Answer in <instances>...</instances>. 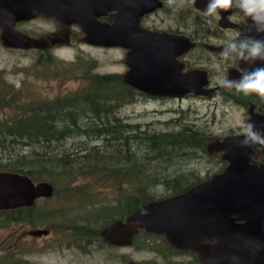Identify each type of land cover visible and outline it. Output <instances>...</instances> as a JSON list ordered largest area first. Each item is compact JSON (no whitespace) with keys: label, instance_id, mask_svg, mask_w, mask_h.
I'll use <instances>...</instances> for the list:
<instances>
[{"label":"water","instance_id":"water-1","mask_svg":"<svg viewBox=\"0 0 264 264\" xmlns=\"http://www.w3.org/2000/svg\"><path fill=\"white\" fill-rule=\"evenodd\" d=\"M206 2L195 0V7L203 12ZM161 8L162 0H0V38L8 48L52 50L71 45L72 28L78 27L82 44L126 50L128 70L122 80L147 96L210 99L227 90L211 88L206 70L184 72L186 64L179 58L197 46L190 38L142 27V18ZM38 18L55 21L58 29L39 37L16 29L18 23ZM248 29L249 25L246 35ZM206 49L220 53L223 47L207 45ZM256 66L260 62L244 65L238 61V69L230 71L229 78L239 79L240 70ZM256 108L250 102L247 122L251 118L264 131V114ZM239 139L230 135L208 145L211 154H220L228 163L222 173L183 194L143 205L107 226L102 238L115 247H130L137 235L145 233L163 237L176 251H190L201 264H264V164L260 161L264 153L250 162L248 150L238 146ZM54 195L51 183L0 171V211L30 208ZM34 234L47 236L48 231Z\"/></svg>","mask_w":264,"mask_h":264},{"label":"trees","instance_id":"trees-1","mask_svg":"<svg viewBox=\"0 0 264 264\" xmlns=\"http://www.w3.org/2000/svg\"><path fill=\"white\" fill-rule=\"evenodd\" d=\"M38 53L36 66L44 68L42 77L81 80L83 84L74 93L27 101L29 107L22 109L21 105H16L21 90L7 84L1 76L0 112L16 108L22 113L0 117V171L26 174L36 183H51L55 195L45 201L64 197L76 207L39 210L38 202L30 208L0 211V229L28 223L57 231L59 238L62 236L63 241L69 242L68 247L69 244L79 245L83 239L88 245L91 244L89 240L95 239L106 246L100 233L110 224L130 216L149 202L183 194L210 177L159 178L154 170L161 164H170L176 158L197 152L223 164L219 154H211L208 150V145L217 138L202 128L174 124L178 130L149 132L125 124L119 111L150 97L124 84L118 75L94 74L96 61L79 57L74 62H64L56 59L52 51ZM84 139L102 144L84 148ZM69 143L76 145V150L68 152ZM83 179L84 182L91 180L83 187L76 186ZM159 185L169 194L156 197L152 189ZM100 187H114L118 198L111 202L95 201L98 197L90 192ZM74 197L79 199L72 200ZM77 207H86L88 212L98 213L103 220L83 221L84 215L74 220L67 212ZM57 218L63 222H55ZM133 247L156 250L169 261L179 254L163 237L145 233L134 238ZM4 262L17 264L20 261H14V255H10Z\"/></svg>","mask_w":264,"mask_h":264},{"label":"rangeland","instance_id":"rangeland-1","mask_svg":"<svg viewBox=\"0 0 264 264\" xmlns=\"http://www.w3.org/2000/svg\"><path fill=\"white\" fill-rule=\"evenodd\" d=\"M171 2L168 0V3ZM191 5H193V0H184L182 6H180V11L186 12L184 15L189 19V23L198 21L197 18L194 21V13H191V15L194 14L191 16L186 11V7ZM166 16L165 12H160L145 20V26L158 29L175 28L176 22L174 20L176 16L172 14L170 17L165 18ZM162 18L167 21L163 22ZM21 28L34 35H41L56 30L57 26L53 20L38 18L24 24ZM212 28L213 23L201 20L196 26H192L190 30L202 29L207 31L212 30ZM77 37H75L71 45L52 51L53 56L64 62H74L79 57L92 59L98 64L93 72L94 74L118 75L122 77L126 73L128 69L123 62L126 50L89 46L80 43ZM190 57H195L196 64L212 72L214 77L211 86L218 84L217 80L219 77L226 76L228 69L227 60L222 59L221 56L202 49L196 51ZM38 58L39 53L37 51L9 52L0 46V78L2 76L7 84L17 90H21V96L18 98L20 100L16 105H21L22 109L29 107L27 106V101L30 102L35 98L42 100L46 98L53 99L74 93L83 84L81 80H54L49 77H42L44 68L36 66ZM52 71L54 70L52 69ZM21 113L20 109L11 108L5 111L1 110L0 117H3V114L14 117ZM118 115L125 124L139 126L141 130L149 132L178 130V128L173 126L174 124L182 125V127L189 125L202 128L217 139L238 134L239 130L235 126L237 118L244 122L247 120L246 109L240 103L231 101L224 96L216 99L192 96L183 100L140 99L136 103L122 108ZM101 144V141L84 139V148H94ZM75 146L69 143L67 146L68 152L76 150ZM222 169V164L197 152L194 155L182 156L180 159L176 158L170 164H161L159 169L154 170V172L157 174L155 176L159 178L182 176L190 179L197 177L205 179L207 176L217 174ZM88 181L85 182L88 183ZM85 182L83 179L76 186L83 187ZM114 187L109 189L100 187L90 193L98 197V199H94L95 201L104 200L111 202V200H115L119 196ZM152 191H154L156 197L169 194L162 185L153 188ZM75 199L77 200L79 197H74L72 200ZM88 199H90L89 196ZM73 204V202L63 197L61 199L55 198L51 201L42 200L37 208L39 210L47 208L53 210L70 209L76 207ZM67 213L74 220L82 219L83 215V221L90 220L91 223H97L103 220L101 215L88 212L86 207L84 209L83 207H77L76 210H69ZM70 217H66V219L71 221ZM55 222H63V219L57 218ZM44 229L50 230V228L44 226L35 227L28 223L15 224L8 228L0 229V264H6L4 261L6 258L9 259L10 255H14V261H20L17 264H126L129 261H134L138 264H179V261L187 262L192 259L190 255H183L169 261L156 250H140L137 247H133V245L117 248L96 244L94 247H89V252L83 254L82 251L76 248H68L67 240L63 241L62 236L59 238L57 231L50 230L52 233L47 237L34 234V231ZM140 245L142 244L140 243Z\"/></svg>","mask_w":264,"mask_h":264},{"label":"flooded vegetation","instance_id":"flooded-vegetation-1","mask_svg":"<svg viewBox=\"0 0 264 264\" xmlns=\"http://www.w3.org/2000/svg\"><path fill=\"white\" fill-rule=\"evenodd\" d=\"M162 2H163V8H161V9H159V10H157V11H155V12L149 14V15H146V16H144L142 18V22H141L142 27L146 28L148 30H152V31L167 32V33H169L171 35L187 36L188 38H190L192 40V42H194L197 46H196V48L192 49L191 51H189L186 54H184L181 58H179L180 61H182V62H184L186 64V67L184 68V72L185 71H189V70H194V69L206 70V71H208L210 73V87L213 88V87L219 86L218 84H215L214 86H211V83H212V80H213V77H214L212 72L209 71L208 69H206L205 67H202V66L196 64L195 63L196 62V58L195 57H190V56H192L196 51L202 50V49L205 50V51H208L210 53H214V54H217V55L220 56V53L209 51L208 49H206V46L207 45H211V46H215V47H224V45L226 43H228L229 40L231 39V37L235 34L233 32H240L242 36L246 35L245 34V29L249 25L247 17L244 16L241 13V11L238 8H236V7H233L232 9H230L227 12H223L222 11V12L219 13L218 16H205L201 10H199V9H197L195 7V0H193V5H191L189 7H186L187 8L186 11H187V13L189 15H191V13H194L195 14V15L193 14L194 17H195L194 21L196 20V18L198 19V21L197 22H193V23L192 22L189 23V19L184 15V13H186V12L185 11L184 12L180 11V8H181L180 6H182V3L184 2V0L183 1L182 0H173L171 3H168V0H162ZM160 12H165L166 13L167 16L165 18L170 17L172 14L175 15L176 18H175L174 21L176 22L175 23L176 27L175 28L170 27L168 29H158V28L146 27L145 26V20H147V19L159 14ZM193 15H191V16H193ZM165 18H162L163 22L167 21ZM201 20L202 21H208L209 23H213L212 30H207V31H203L202 29L190 30V28L192 26L193 27L196 26V24L200 23ZM32 21H34V20H31V21H28V22H20V23H18L16 25V29L18 31L22 32V33L30 35L31 37H39V36L43 35V34L34 35V34L30 33V32L24 31L21 28L24 24L30 23ZM101 21H109V22H111L107 18H102ZM56 26H57V24H56ZM57 29H58V27H57ZM56 30H54V31H56ZM78 30H80L78 27H73L72 28V31H73L72 40L73 41H74L75 37H77V36H78L77 37L78 40H79L80 36L82 37L81 31H78ZM54 31H51V32H54ZM0 33H1V31H0ZM44 34H46V33H44ZM0 37H1V35H0ZM209 42H212V43H209ZM0 46L4 50L9 51V52L54 51V50H58L60 48L66 47V46H58V47H55L52 50H38V49L21 50V49H14V48L5 47L2 44V42H1V38H0ZM227 65H228V69L226 71V76L229 77V72L230 71L238 69V61L233 60V59H228L227 60ZM240 71H242V70H240ZM191 96L194 97L193 95H188L187 97L190 98ZM223 96L227 97L231 101H234L236 103H240V105H242L247 111V118H248V111H249V107H250V102H254L256 104V107H257L256 110L259 113L264 114V99L258 97L255 94L245 96L242 93H236V91L234 89H231V90L227 89V90H224L223 92H218L211 99H216V98L223 97ZM249 97L253 98L254 100L252 101L251 99H249ZM151 98L154 99V100L170 99V98H155V97H150L149 99H151ZM186 98H183V99H186ZM175 100H179V99H175ZM245 104H246V106H245ZM246 122H247V120H246ZM235 135H238V134H235ZM220 159H221V157H220ZM221 161L223 162V164H222L223 165V167H222L223 169L220 170L217 174L222 173L224 171V169L228 165V163L226 161H223L222 159H221ZM260 161L264 164V154L260 157ZM214 175H216V174H214ZM214 175L210 176L208 180H210ZM205 181H207V180H205ZM205 181H203V182H205ZM42 200H45V199L38 200L37 203L42 201ZM44 230H46V229H44ZM46 231H48V235L47 236H50L52 232L49 229L46 230ZM102 231H101V233H102ZM101 233H100V235H101ZM47 236H44V237H47ZM89 241L91 242L90 245H88V241L87 242L85 241V243H84V239L82 240V242L79 245H75V244H69V245H70L71 248H76V249L82 251L83 254H85V253L89 252V247H94L96 244H100L95 239H91ZM68 243L69 242H67V244ZM107 245L109 247H115V246L110 245L109 243H107ZM70 247H68V248H70ZM117 248H119V247H117ZM177 252H179L177 257H179V256L181 257L183 255H190V257H192V259L187 261V262H185L183 260L179 261V264H201L195 259V257L193 256V254L190 251H177Z\"/></svg>","mask_w":264,"mask_h":264},{"label":"clouds","instance_id":"clouds-1","mask_svg":"<svg viewBox=\"0 0 264 264\" xmlns=\"http://www.w3.org/2000/svg\"><path fill=\"white\" fill-rule=\"evenodd\" d=\"M233 7L248 17L250 34L242 36L236 32L224 45L220 56L224 60L233 59L244 65L260 62L261 66L242 69L239 79L219 77L218 85L234 89L245 96L255 94L264 99V0H207L203 14L218 16L220 12H227ZM235 126L239 130L238 136L242 138L238 146L248 150L250 162L255 163L257 155L264 153V131L258 129L251 118L248 122L237 118Z\"/></svg>","mask_w":264,"mask_h":264}]
</instances>
